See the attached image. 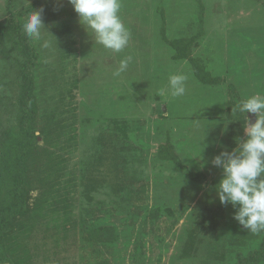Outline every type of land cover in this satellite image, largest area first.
<instances>
[{"label": "rangeland", "instance_id": "374dc122", "mask_svg": "<svg viewBox=\"0 0 264 264\" xmlns=\"http://www.w3.org/2000/svg\"><path fill=\"white\" fill-rule=\"evenodd\" d=\"M120 2L114 53L68 0H0L1 202L25 169L0 264H264V232L220 204L210 163L244 137L237 105L264 95V0ZM40 9L47 49L22 28Z\"/></svg>", "mask_w": 264, "mask_h": 264}, {"label": "clouds", "instance_id": "9594fccd", "mask_svg": "<svg viewBox=\"0 0 264 264\" xmlns=\"http://www.w3.org/2000/svg\"><path fill=\"white\" fill-rule=\"evenodd\" d=\"M68 2L96 44L114 53H121L128 47L130 32L119 14L120 0ZM42 12L43 9L30 11L22 28L27 38L35 42L43 41L41 46L47 49L52 42L43 39L42 32L53 36L45 28ZM130 59H122L113 75L120 76L127 71ZM187 80L188 77L182 73L170 75L169 94L173 98L184 96ZM159 94L164 96L165 90H159ZM237 110L245 116L244 137L237 138L236 147L231 151L222 150L212 157L211 165L221 171V178L214 191L221 205L233 208V219L243 229L259 234L264 232V95L254 94L242 99Z\"/></svg>", "mask_w": 264, "mask_h": 264}, {"label": "trees", "instance_id": "16d2710c", "mask_svg": "<svg viewBox=\"0 0 264 264\" xmlns=\"http://www.w3.org/2000/svg\"><path fill=\"white\" fill-rule=\"evenodd\" d=\"M5 1H7V9L9 11V13L13 14L14 13L13 12V0H5ZM18 163L22 168L21 174H20V176H17L14 179H11V180L9 179V181L7 182L8 183L7 185L10 186V189L6 195V199L3 200L2 202L0 200V203H2L3 206H5L7 204L8 199H15V201H16L14 206L11 209L6 210L5 207H2V208H4L2 211L3 217L0 215V218H3L2 221L0 220V224L2 226L5 225V223H7L8 219L13 218L17 213L21 212L22 207H23L24 201H23L22 188L24 186V173H25V169L23 168V159L19 158ZM3 184H5V183L3 181H1V179H0V198H1V194L3 192ZM2 229H3V227H1V229H0V257H2L4 254V244H2L3 241L1 238ZM253 259L254 258L244 260L240 264L252 263ZM245 261H247V262H245Z\"/></svg>", "mask_w": 264, "mask_h": 264}, {"label": "water", "instance_id": "95a60500", "mask_svg": "<svg viewBox=\"0 0 264 264\" xmlns=\"http://www.w3.org/2000/svg\"><path fill=\"white\" fill-rule=\"evenodd\" d=\"M254 117V116H253ZM253 120H254V118H253Z\"/></svg>", "mask_w": 264, "mask_h": 264}]
</instances>
